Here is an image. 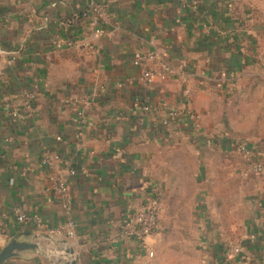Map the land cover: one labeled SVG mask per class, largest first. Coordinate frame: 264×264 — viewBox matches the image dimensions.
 <instances>
[{
  "label": "crops",
  "instance_id": "1",
  "mask_svg": "<svg viewBox=\"0 0 264 264\" xmlns=\"http://www.w3.org/2000/svg\"><path fill=\"white\" fill-rule=\"evenodd\" d=\"M90 1L0 0V214L8 234L0 251L18 236L43 248L5 264H160L158 232L142 247L121 228L159 193L160 149L201 155L214 147L204 132L217 92L264 50V0H187L186 8L176 0H95L106 5L103 36L78 18ZM137 55H154L150 67L175 73L145 84ZM247 146L264 156V138ZM70 169L73 238L56 232L65 214L52 190ZM237 170L241 253L208 220L203 192L195 204L199 264H264V173L246 174V161ZM17 211L39 216L44 229L24 230ZM29 232L43 237L33 241Z\"/></svg>",
  "mask_w": 264,
  "mask_h": 264
},
{
  "label": "rangeland",
  "instance_id": "2",
  "mask_svg": "<svg viewBox=\"0 0 264 264\" xmlns=\"http://www.w3.org/2000/svg\"><path fill=\"white\" fill-rule=\"evenodd\" d=\"M204 136L214 147L201 155L181 147L159 150L161 250L155 260L160 264H199L200 218L195 206L203 192L208 220L217 221L232 254L241 253L235 250L244 240L243 214L231 178L245 160L237 150L221 148L228 141L247 145L264 138V50L235 83L217 92Z\"/></svg>",
  "mask_w": 264,
  "mask_h": 264
},
{
  "label": "built area",
  "instance_id": "3",
  "mask_svg": "<svg viewBox=\"0 0 264 264\" xmlns=\"http://www.w3.org/2000/svg\"><path fill=\"white\" fill-rule=\"evenodd\" d=\"M179 2L182 8H186L187 0H176ZM106 17V5L95 0H91L86 12H84V18L89 23L96 36H103L105 30L102 26L103 20ZM72 19L67 20V24H72ZM156 61L154 55H137L134 59V64L142 71V80L145 84L153 83L156 77L161 80H165L168 75L174 74L175 70L168 65L160 66L159 70H155L150 67V62ZM32 97V95H29ZM177 111L170 113V119L176 118ZM236 150L240 153L243 159L246 161V172L251 174H263L264 173V159L262 155L255 149L247 147L246 145H237ZM43 165H51V159L45 156L42 160ZM75 175V171L70 169L66 174H58L52 182V190L60 199L61 205L64 209L65 220L61 224L56 232H62L67 238H73L76 236L77 222L74 218V208L72 193L69 184V178ZM160 194H154L150 196L145 205L139 209L131 212L128 215L126 222L121 228V235L124 237L136 238L142 247L146 246V239L159 230V212L161 211ZM17 221L24 230L29 228L44 229V225L39 216H31L23 211H17ZM8 236L7 230L4 224V218L0 214V239ZM236 253L241 252V248H236ZM150 256L153 253L150 252Z\"/></svg>",
  "mask_w": 264,
  "mask_h": 264
},
{
  "label": "water",
  "instance_id": "4",
  "mask_svg": "<svg viewBox=\"0 0 264 264\" xmlns=\"http://www.w3.org/2000/svg\"><path fill=\"white\" fill-rule=\"evenodd\" d=\"M25 236H31L34 240H38L43 235H35L33 233H25ZM21 236L16 237L10 243L7 244L1 251H0V264H5L8 260L13 257H16L18 254L28 251V250H42L43 248L37 244L36 242H28V241H21ZM68 254L73 255L74 251L71 250ZM61 264H76V258H72L67 262L61 261Z\"/></svg>",
  "mask_w": 264,
  "mask_h": 264
},
{
  "label": "trees",
  "instance_id": "5",
  "mask_svg": "<svg viewBox=\"0 0 264 264\" xmlns=\"http://www.w3.org/2000/svg\"><path fill=\"white\" fill-rule=\"evenodd\" d=\"M81 16V17H80ZM78 18L83 19L84 18V14L80 15ZM73 20V19H72ZM246 145V144H245ZM247 146V145H246ZM248 147V146H247Z\"/></svg>",
  "mask_w": 264,
  "mask_h": 264
}]
</instances>
